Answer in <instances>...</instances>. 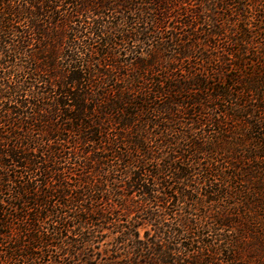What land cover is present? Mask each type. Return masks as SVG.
I'll return each instance as SVG.
<instances>
[{
	"label": "trees",
	"instance_id": "16d2710c",
	"mask_svg": "<svg viewBox=\"0 0 264 264\" xmlns=\"http://www.w3.org/2000/svg\"><path fill=\"white\" fill-rule=\"evenodd\" d=\"M0 264H264V0H0Z\"/></svg>",
	"mask_w": 264,
	"mask_h": 264
}]
</instances>
